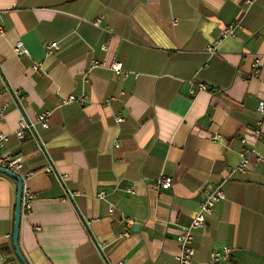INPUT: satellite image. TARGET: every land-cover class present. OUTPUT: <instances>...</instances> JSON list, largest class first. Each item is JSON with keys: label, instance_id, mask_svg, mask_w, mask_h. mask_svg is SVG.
I'll list each match as a JSON object with an SVG mask.
<instances>
[{"label": "crops", "instance_id": "crops-1", "mask_svg": "<svg viewBox=\"0 0 264 264\" xmlns=\"http://www.w3.org/2000/svg\"><path fill=\"white\" fill-rule=\"evenodd\" d=\"M0 23L1 152L22 157L35 194L19 226L28 264H177L180 227L219 183L225 197L195 230L191 264L223 246L228 264H264V163L236 169L264 96V0H0ZM231 23L236 35L217 42ZM189 80L206 89L190 93ZM70 94L85 99L63 102ZM43 112L48 125L17 138L19 118ZM161 174L167 189L154 185ZM16 188L0 172L9 264H20Z\"/></svg>", "mask_w": 264, "mask_h": 264}, {"label": "built area", "instance_id": "built-area-1", "mask_svg": "<svg viewBox=\"0 0 264 264\" xmlns=\"http://www.w3.org/2000/svg\"><path fill=\"white\" fill-rule=\"evenodd\" d=\"M250 2V0H247ZM240 28L238 23H231L227 26H224L219 31V36L216 39L218 42L219 40L226 38V37H234L236 35V29ZM3 33V28L0 23V35ZM58 44L56 41H52L48 44V49L57 48ZM13 51L16 54H27L28 50L24 46L23 42L18 41L13 45ZM207 51L209 53L214 52V45L211 44L207 47ZM98 64V62H94ZM256 70L264 72V63L263 64H255ZM36 67V66H35ZM111 69L114 70L116 73L121 72V66L119 63L113 62L110 65ZM189 91L190 93H194L195 88L198 90L206 89V86L203 83H196L194 80H189ZM85 95L75 96L70 94L66 98H64L63 102H69L73 100H78L79 102L84 101ZM5 104L1 102L0 97V118L3 117ZM256 113V120L255 126L251 130L250 135L253 138V142L249 143L244 136L240 138V142L243 144L239 152L240 161L237 165L236 169L239 171H244L248 168L251 160L250 158L253 157V162L255 163H264V151H258L257 144H264V96L261 98L256 105L255 108ZM116 120L118 122L122 121L123 118L121 116H117ZM35 123H39L41 126L46 127L48 125L47 122V114L41 113L36 116L34 121L27 120L24 116H21L18 120V128L14 132L17 138L21 139L24 137L25 130L33 129ZM218 134H212L211 139L215 140L218 139ZM8 136L7 134L0 133V168H6L14 173L19 174L21 169L22 157L19 155H11L2 153L1 150L5 146L7 142ZM115 144H117L115 142ZM232 170V168H228ZM172 178L171 176H167L161 174L156 178L154 181V185L156 188L159 189H167L171 186ZM105 194L104 191H100L98 193L99 197H102ZM225 197L224 191L222 189L221 183L215 185V187L209 191L204 193L203 198L198 203V210L196 211L195 215L193 216L192 220L188 225H184L180 227L179 234L177 237V254H176V262L177 264H191V260L194 254V249L191 246L193 235L195 230L200 229L205 226L206 218L212 214L215 205L223 200ZM35 199V194L28 190L23 185L22 189V196H21V203H20V212L21 216L30 212L33 201ZM109 211H112V207L109 208ZM233 250L229 246H223L220 249H213L210 252V257L205 264H228L229 259L231 258ZM2 264H9L6 256L1 254L0 256Z\"/></svg>", "mask_w": 264, "mask_h": 264}, {"label": "water", "instance_id": "water-1", "mask_svg": "<svg viewBox=\"0 0 264 264\" xmlns=\"http://www.w3.org/2000/svg\"><path fill=\"white\" fill-rule=\"evenodd\" d=\"M0 172L13 178L17 183L11 241H12V246L15 252V256L17 257L20 264H28L18 244L19 226L21 222L20 203H21L22 189L24 185L23 178L19 174L14 173L6 168H0Z\"/></svg>", "mask_w": 264, "mask_h": 264}]
</instances>
